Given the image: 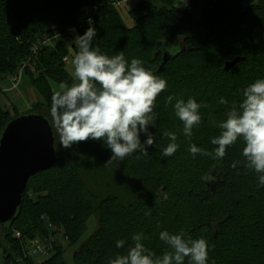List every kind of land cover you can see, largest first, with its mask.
I'll use <instances>...</instances> for the list:
<instances>
[{
    "label": "trees",
    "instance_id": "1",
    "mask_svg": "<svg viewBox=\"0 0 264 264\" xmlns=\"http://www.w3.org/2000/svg\"><path fill=\"white\" fill-rule=\"evenodd\" d=\"M158 1L160 5L141 0L131 11L135 26L128 28L113 0H0V82L23 69L44 102L29 113L50 111L55 94L50 81L74 83L64 62L69 53L67 35L54 46L40 45L36 55L32 50L44 36L57 39L70 30L82 35L88 27L96 29L93 47L109 57L120 51L129 61L135 56L168 83L155 102V127L149 126L154 145L147 155L127 157L134 179L128 201L123 203L116 194L97 196L82 177L80 158L58 153L52 169L29 180L20 215L0 233V248L8 254L5 264L14 258L10 251L22 255L14 230L27 239L36 234L48 237L51 225L63 230L74 246L93 215L97 229L74 252V264H109L117 255L127 254L137 233H143L142 243L161 256L169 251L159 240L163 230L173 234L183 230L186 238L206 239L209 264H264V187L257 186V174L245 167L243 142L227 149L222 160L199 154L193 159L187 150L195 143L213 151L216 146L210 141L220 130L211 119L223 120L232 104L243 99L244 88L264 78V0H197L201 20L192 15L196 0L182 12L174 9V0ZM73 48L76 54V44ZM237 58L241 61L226 70V63ZM189 97L208 105L200 109L202 122L193 129L191 140L183 135L173 108L177 99ZM220 97L228 104H219ZM5 116L9 111L0 106V137L19 117ZM168 132L176 133L180 145L172 157L162 155L171 142ZM80 147L84 153L107 146L88 140ZM209 173L218 179L206 185L201 177ZM120 239L126 244L118 249ZM25 264L35 263L30 258ZM40 264H68L65 250L55 246Z\"/></svg>",
    "mask_w": 264,
    "mask_h": 264
},
{
    "label": "clouds",
    "instance_id": "2",
    "mask_svg": "<svg viewBox=\"0 0 264 264\" xmlns=\"http://www.w3.org/2000/svg\"><path fill=\"white\" fill-rule=\"evenodd\" d=\"M188 2V0H187ZM96 29L87 30L75 38L78 48L71 59L72 76L77 83L62 85L61 91L51 97L50 116L59 136L60 147L71 149L80 142L93 140L111 151L107 162L123 161L133 154L147 155L148 147L155 143V136L149 126L155 127V102L167 90L168 83L161 76L146 68L143 61L125 58L123 51L109 57L99 47H93ZM243 99L233 103L225 118L216 121L219 135L211 138L213 151H206L191 143L188 152L196 156H211L222 160L227 149L238 141L243 142L241 155L245 167L257 174L258 187H264V78L256 79L244 88ZM172 96L168 97L171 102ZM219 104L228 101L220 97ZM208 105L189 97L186 101L177 99L174 112L182 122L183 135L189 140L193 129L202 122L200 109ZM141 134L146 139L141 141ZM171 141L163 150L164 157H172L179 149L177 135L165 133ZM235 167V165H233ZM201 179L207 185L218 177L212 173ZM143 233L133 234V246L126 249V255H117L109 264H209V247L204 238H186L183 230L170 233L159 232V240L169 248L161 256L148 249L142 241ZM126 241H116V248H124Z\"/></svg>",
    "mask_w": 264,
    "mask_h": 264
},
{
    "label": "rangeland",
    "instance_id": "3",
    "mask_svg": "<svg viewBox=\"0 0 264 264\" xmlns=\"http://www.w3.org/2000/svg\"><path fill=\"white\" fill-rule=\"evenodd\" d=\"M121 4L117 5L116 7L121 15L124 24L128 28H132L135 26V22L131 16V11L139 6L141 0H121ZM156 4L160 5L158 0H153ZM194 0H174V9L177 12H182L187 10ZM201 6L196 0V5L193 6L192 15L198 19H202ZM68 36L66 39L65 36ZM78 32L76 30H70L65 34H59L57 39L56 38H49V44L51 46L56 45V40H60V38L64 37L66 39L65 42L68 46L69 53L67 55L68 62L66 63V69L68 74L72 77V66H71V59L75 55V50L73 45L75 44V38L78 36ZM45 37V36H44ZM42 40V39H41ZM58 42V41H57ZM43 44V43H42ZM53 44V45H52ZM131 56H134L131 54ZM133 58V57H132ZM135 58V56H134ZM19 73V72H18ZM14 77V76H13ZM74 83L75 81L73 79ZM52 90L56 93L61 91V86L63 84L58 83L56 81H50ZM11 78L6 77L3 81L0 82V106H2L6 112L9 111V117H17L21 115H26L33 108L39 105H44L42 97L35 91V88L31 86L29 78L23 73L21 76V80L18 86L15 89H12ZM35 105V106H34ZM46 113V114H45ZM50 122H52V118L50 116V111H44L43 114ZM9 117H4L7 119ZM53 125V124H52ZM56 147L58 148V153L60 156L73 153L75 156H78L81 161H79V168L81 170V174L83 179L85 180L86 184L92 189L97 196L100 198H105L107 196L116 194L119 196L121 201L125 203L132 195V184H133V177L131 176L128 168V160L127 157L123 161L114 160L112 162H107L111 156V151L109 149L99 150L90 152L84 151L80 147V143L78 145H73L71 149H63L60 147L59 136L56 132ZM144 136V134H141ZM58 139V142H57ZM97 216L93 215L88 223H87V230L85 231L84 235L78 242V244L71 246V244L66 240L64 237L63 230L57 228V230H53L52 228L49 229L48 238L54 239V246L61 247L65 250V259L68 264H74L73 261V254L79 247L87 241L93 235L95 230L97 229ZM54 232H56L54 234ZM1 233V232H0ZM40 238L41 244L45 241L42 240L44 237L40 234L34 235L32 239H27L24 237L23 241L27 245L31 244L32 241H36ZM54 253V249L52 250L51 254L43 255L37 254L33 255L32 259L35 264H40L48 259ZM10 254L13 255V252L10 251ZM8 254L5 253L3 248H0V264H5V256ZM25 264V262L23 263Z\"/></svg>",
    "mask_w": 264,
    "mask_h": 264
},
{
    "label": "water",
    "instance_id": "4",
    "mask_svg": "<svg viewBox=\"0 0 264 264\" xmlns=\"http://www.w3.org/2000/svg\"><path fill=\"white\" fill-rule=\"evenodd\" d=\"M168 54L165 55L167 60ZM241 58L226 63L230 70ZM51 122L40 113L10 121L0 137V232L9 230L21 213L29 180L58 161Z\"/></svg>",
    "mask_w": 264,
    "mask_h": 264
},
{
    "label": "built area",
    "instance_id": "5",
    "mask_svg": "<svg viewBox=\"0 0 264 264\" xmlns=\"http://www.w3.org/2000/svg\"><path fill=\"white\" fill-rule=\"evenodd\" d=\"M113 4L114 5H120L121 4V0H113ZM146 2H151L153 0H144ZM217 1V0H216ZM49 44V38L44 37L41 41H39L33 48V53L36 55L38 48L40 45L43 44ZM64 62H68V58H64ZM23 74V69L20 70V72L15 75L14 77H11V83H12V89H15L20 80H21V76ZM50 228H52L53 230H57L56 227H53L50 225ZM13 239L16 240L17 242H19L20 247H21V256L18 255H14V258L10 261L9 264H23L27 259L32 258L33 255H37V254H43V255H48L51 254L52 250L54 249V239L53 238H48V237H44L42 240H44L45 242L43 244H41L38 241H41L40 238H38V240L36 241H32L31 244L27 245L26 243H24L23 241V235L20 231L14 230L13 231Z\"/></svg>",
    "mask_w": 264,
    "mask_h": 264
}]
</instances>
